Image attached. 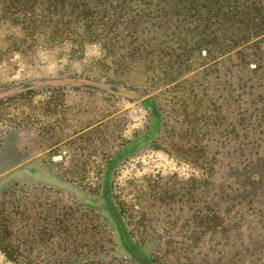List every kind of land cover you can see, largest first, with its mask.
Wrapping results in <instances>:
<instances>
[{
  "label": "rangeland",
  "instance_id": "374dc122",
  "mask_svg": "<svg viewBox=\"0 0 264 264\" xmlns=\"http://www.w3.org/2000/svg\"><path fill=\"white\" fill-rule=\"evenodd\" d=\"M249 1L264 10V0ZM144 18L148 51L156 50L150 54L112 34H71L52 44L44 35L30 39L0 5V226L7 234L0 248L19 250L12 259L0 250V264L131 263L121 248L101 254V246L120 244L114 232L113 243L105 242L108 228L91 200L110 160L150 125L146 100L164 118L157 144L121 159L111 177L134 237L156 238L155 254L171 264H264V185L225 201L215 197V166L224 170L248 157L256 168L254 151L264 152L257 110L264 105V69L254 59L264 55V42L253 43L262 37L248 32L246 42L235 32L245 41L237 50L243 59L234 53L211 62L197 51L194 69L182 67L176 77L168 52L178 53L179 45L160 51L166 38L155 16ZM257 114L258 127L251 119ZM253 136L258 144L242 145L241 160L232 156ZM233 179L222 171L219 182ZM245 180L233 186L249 189Z\"/></svg>",
  "mask_w": 264,
  "mask_h": 264
},
{
  "label": "trees",
  "instance_id": "16d2710c",
  "mask_svg": "<svg viewBox=\"0 0 264 264\" xmlns=\"http://www.w3.org/2000/svg\"><path fill=\"white\" fill-rule=\"evenodd\" d=\"M142 3L145 6L140 7L138 13L137 6ZM247 4L252 5L250 7ZM255 4L249 0H0L4 12L10 14L15 23L21 24L27 38L34 39L44 35L48 43L52 44L58 40L71 39V34L84 35L86 39H96L95 37L100 38L112 34L113 38L111 40L121 37L123 42L128 44L129 48H132V51L134 49L135 52L141 54H150L156 51L154 48V51H148L152 39L149 37L150 29L148 26L143 25L147 20H150L149 18L145 19L144 16L149 17L152 14L157 20L154 25L159 26L166 38L158 43L160 51L171 49V42L179 45L176 48V51H179L178 53L168 52L171 54L170 56L174 57L172 67L175 69L176 77L181 75L182 67H186L188 71L194 69L195 60L198 59L196 57L197 51H200V56H203V50L206 51L205 59L211 62L214 59L230 58L231 54L234 53L239 59H243L245 54L237 50L240 46H244L245 41L247 42L246 33L249 32L248 37L253 35L262 37L261 40L253 42L256 47L264 42V10L260 9L258 5L254 8ZM149 6H152V9L149 10ZM249 8L252 11L250 14L246 11ZM235 32L239 33L240 37H246L243 43L242 39L235 35ZM128 39L130 40L127 41ZM254 40L256 39L254 38ZM140 42L146 46H143ZM173 51L175 50L173 49ZM248 56L246 55V57ZM254 56L256 57H253L254 59H261L260 62H257V67L264 69L262 64V56L264 55L259 53ZM240 63L242 64V62ZM108 81H111L113 88L117 90L119 82L116 79ZM144 105L151 114L150 125L140 137L135 141H128L118 155L110 160L105 172L104 184L100 187L101 191L97 193V196L92 197L91 201L95 202L98 207L95 210L98 212L96 217H101L104 226L108 228L105 232V242L113 243V234L115 233L120 244L119 246H108L107 244L104 247L101 246V254L108 256L115 249L121 248L125 252L124 256H127L128 260L131 259L130 264H171L165 255L160 256L157 252L155 254V251L159 250L156 238L148 235L137 239L134 237L135 232L133 233L129 228L123 206L121 207L122 204L120 205L113 195L114 189L111 177L115 172V164L127 155H134L147 146L150 148L156 145L157 140H153V138L165 126L163 115L152 100H146ZM257 110L264 117V105ZM251 119L254 120L255 124L260 123V114H257L255 119L252 115ZM251 119L248 118L250 123ZM229 126L233 127L234 124ZM234 128L237 129L235 126ZM253 130H256V128ZM244 137H249V135H244ZM235 139L236 137H231V140ZM218 140L220 138L215 137V141L218 142ZM259 142L257 136H253L251 141L248 140V142L246 138V142H241L237 148L238 150L236 149L232 156L237 155V158L241 160V157L244 156L241 146L258 144ZM258 150L254 151L257 156L259 155L256 168L252 167L255 161L249 162L248 157L245 158V161L241 160V162L239 161L234 165L228 163V168L224 170L219 165L215 166V197L218 196V198L225 201V198L230 199L236 193L238 196L249 195L253 191L252 188L257 184L264 185V152ZM252 169H256V171L252 172ZM222 171L231 174V177L234 178L230 185L219 182ZM239 178L246 179L247 182L244 184L249 189L233 186L234 181ZM188 193L190 194V192ZM258 193V190H255V195ZM218 207L219 205L215 204V212L219 211ZM0 231V238L7 240V234L1 226ZM0 250L5 253L7 259L14 258L19 252V250L17 252L10 246L1 247ZM27 264L38 263L31 261ZM68 264L98 263H93L89 258L73 260Z\"/></svg>",
  "mask_w": 264,
  "mask_h": 264
},
{
  "label": "water",
  "instance_id": "95a60500",
  "mask_svg": "<svg viewBox=\"0 0 264 264\" xmlns=\"http://www.w3.org/2000/svg\"><path fill=\"white\" fill-rule=\"evenodd\" d=\"M60 160H62V157L61 156L54 158V161H60Z\"/></svg>",
  "mask_w": 264,
  "mask_h": 264
}]
</instances>
